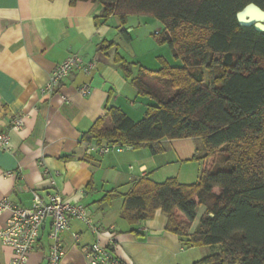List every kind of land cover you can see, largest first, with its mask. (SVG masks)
Returning <instances> with one entry per match:
<instances>
[{
    "label": "crops",
    "instance_id": "0c3cea01",
    "mask_svg": "<svg viewBox=\"0 0 264 264\" xmlns=\"http://www.w3.org/2000/svg\"><path fill=\"white\" fill-rule=\"evenodd\" d=\"M102 9L93 0L75 6L69 0H0V133L9 135L12 149V153L0 149V200L28 208L32 192L41 198L56 192L63 201L87 209L101 227L100 244L114 241L113 253L124 264H195L206 256L196 248L184 247L177 236L167 232L166 217L160 211L130 225L120 217L122 198L103 201L111 190L127 194L142 177L156 182L157 156L150 152L137 155L124 147L107 158L94 153L98 145L81 142L107 109L117 108L132 118L152 103H140L142 97L130 84L138 67L133 66L131 78L126 79L114 58L118 55L127 63L154 71V40L150 38L154 37V18L129 16L122 25L116 16L101 18ZM141 25L150 27V32L142 35L138 56L128 50L135 44V28ZM108 43L113 46L102 50ZM70 55L92 62L94 69L89 74L71 73L57 92L44 97L41 89L53 69ZM83 88L88 95L81 94ZM17 118H23V127L13 131L11 123ZM132 160L133 165L129 164ZM40 161L54 175L55 188L43 176ZM199 211L202 214L203 208ZM8 217L9 212L0 215V230ZM49 230L50 220H46L27 264H46ZM61 240L65 254L59 264H88L86 253L95 237L83 223L71 220ZM11 258V248L0 242V264H9Z\"/></svg>",
    "mask_w": 264,
    "mask_h": 264
},
{
    "label": "trees",
    "instance_id": "16d2710c",
    "mask_svg": "<svg viewBox=\"0 0 264 264\" xmlns=\"http://www.w3.org/2000/svg\"><path fill=\"white\" fill-rule=\"evenodd\" d=\"M93 1L103 6L101 18L116 16L122 25L129 16L160 21L164 29L155 38L182 66L163 63L150 71L116 55L126 79L138 67L130 84L152 104L138 122L117 108L107 109L81 142L146 148L155 156L164 151L161 140L195 138L204 155L193 160L222 154L224 163L217 172L204 170L190 185L142 177L127 194L111 190L103 201L122 198L120 217L130 225L160 211L165 230L186 248L219 246V252L195 264H264V33L236 21V13L249 3L264 11V0ZM149 76L173 93L166 98L154 92L142 82ZM199 208L203 213L192 228Z\"/></svg>",
    "mask_w": 264,
    "mask_h": 264
},
{
    "label": "built area",
    "instance_id": "2783aa9c",
    "mask_svg": "<svg viewBox=\"0 0 264 264\" xmlns=\"http://www.w3.org/2000/svg\"><path fill=\"white\" fill-rule=\"evenodd\" d=\"M94 69L92 62H85L77 55H70L62 63L57 65L47 82L41 89L44 97H50L57 92L62 82L73 72L89 74ZM81 94H89L87 89H81ZM11 130L18 131L23 127V118L14 119L11 123ZM124 147L118 145H100L93 148L94 153L105 156L112 152L118 153ZM0 149L7 153H12L10 147V137L6 133H0ZM92 149L87 150L90 155ZM43 168V176L51 188H55L54 175L39 162ZM9 212V217L3 229L0 230V242L12 250V258L9 264H27L29 255L33 252L40 239L41 231L46 220H50V230L48 239L50 242V252L46 259V264H59L63 259L65 251L61 240L63 232L70 228L71 220L83 223L88 231L95 237L94 243L86 253L88 264H124L113 253L114 241H110L107 246L100 244L99 236L101 227L90 216L87 209L78 203H69L61 199L56 192L48 193L45 198H41L36 192H32V203L28 208L22 207L8 199L0 200V215ZM77 240L78 235L73 234Z\"/></svg>",
    "mask_w": 264,
    "mask_h": 264
},
{
    "label": "rangeland",
    "instance_id": "374dc122",
    "mask_svg": "<svg viewBox=\"0 0 264 264\" xmlns=\"http://www.w3.org/2000/svg\"><path fill=\"white\" fill-rule=\"evenodd\" d=\"M137 17V16H135ZM132 20H130V23ZM134 24V23H133ZM132 25V24H130ZM146 26L141 25V27H136L134 31L135 44L132 47L131 50H128L129 53H135L137 54L139 52L138 46L140 44H143L141 42L142 35L145 33H148L150 31H147L148 28H145ZM163 27V24L156 20L154 18V30L151 31L152 34H154V37H150L154 40V71L159 70L163 63L169 64L170 66L175 67H181L182 63L180 60H176L171 50L167 45H160L155 35L158 30H161ZM140 28V29H139ZM150 30V29H149ZM154 32V33H153ZM151 36V35H150ZM139 56V54H137ZM144 58V57H143ZM145 60V59H144ZM142 82L149 85L154 92L159 94L160 96L168 97L173 92L168 88H163L164 83L160 82V80H157V78L154 77H146L142 78ZM151 102L146 98H142V102L140 103H147ZM150 104V103H149ZM152 104V103H151ZM143 107V106H142ZM142 113H138V115L132 114L133 116L131 119L135 122H138L143 119L146 108H142ZM129 112V111H128ZM137 114V113H136ZM160 146L163 148V152L161 154L155 155L157 158H154V170L158 168V170L154 173V180L156 182H164L168 178H176L181 184L190 185L197 182L199 179L200 174L204 171H210V172H217L224 168L223 163V155L220 154L216 156L215 158L202 161V160H193L194 158L199 159L204 155V149L202 146V142L199 139H185V140H161ZM140 151V152H139ZM137 155H140L141 153H148L149 150L146 148H141L138 150H135ZM134 153V152H132ZM117 155L115 152H112L107 156V158ZM128 163V162H127ZM131 165L134 164V160L129 163ZM128 166V165H127ZM127 168V167H126ZM201 211L198 212V217L196 221L193 223L192 228H194L197 223L198 219L201 216ZM219 246H213V247H203V248H196L195 251H198L200 255L202 256H209L213 255L217 252H219Z\"/></svg>",
    "mask_w": 264,
    "mask_h": 264
},
{
    "label": "water",
    "instance_id": "95a60500",
    "mask_svg": "<svg viewBox=\"0 0 264 264\" xmlns=\"http://www.w3.org/2000/svg\"><path fill=\"white\" fill-rule=\"evenodd\" d=\"M236 21L241 27H252L258 33H264V11L249 3L236 13Z\"/></svg>",
    "mask_w": 264,
    "mask_h": 264
}]
</instances>
